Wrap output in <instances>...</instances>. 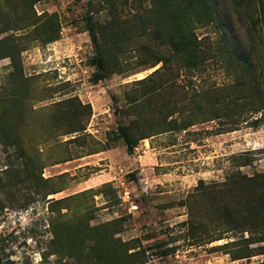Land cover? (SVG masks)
<instances>
[{
	"label": "rangeland",
	"instance_id": "374dc122",
	"mask_svg": "<svg viewBox=\"0 0 264 264\" xmlns=\"http://www.w3.org/2000/svg\"><path fill=\"white\" fill-rule=\"evenodd\" d=\"M99 1L0 0V41L11 36L24 49L20 66L29 84L12 93L10 60H0V264H119V251L129 257L125 264L139 251L144 264L264 262V256L232 261L216 251L238 234L199 240V227L207 224L201 208L188 223L200 181L218 185L234 173L264 175V108L254 111L253 91L258 83L264 88V29L255 33L248 20L264 0H222L224 29L213 23L195 31L206 57L201 70L158 71L148 80L158 93L146 96L145 84L135 82L160 65L93 83L97 69L90 66L93 47L84 27ZM52 15L58 39L45 44L40 33ZM248 54L246 70L238 60ZM15 93L28 102L16 105ZM244 94L248 104L234 102ZM70 99L89 105L91 115L81 118L82 134L62 136L73 121L58 114V130H52L48 110L54 103L69 108L64 102ZM184 119L196 124L179 132L173 123ZM170 120L176 129L166 131ZM132 121H151L152 130L146 129L154 136L128 155L112 134ZM75 137L76 143L53 149ZM63 151L77 159L48 166ZM40 174L48 181L40 182ZM49 191L61 192L45 197Z\"/></svg>",
	"mask_w": 264,
	"mask_h": 264
},
{
	"label": "trees",
	"instance_id": "16d2710c",
	"mask_svg": "<svg viewBox=\"0 0 264 264\" xmlns=\"http://www.w3.org/2000/svg\"><path fill=\"white\" fill-rule=\"evenodd\" d=\"M145 1L150 3V6H141ZM220 2L222 0L99 1L87 13L84 27V32L88 34L93 47L90 66L97 69L92 76L93 83L96 84L111 75H132L138 69H153L160 65V68L149 77L135 82L136 84H145L144 87H146L145 91L147 92L144 93V96H146L158 93V88L151 87L150 82L148 83V80L152 79L158 71L160 73L161 71L174 70L176 76L182 71L187 74L199 72L206 62V57L202 52L203 40H199L195 31L198 29L197 27H204L213 23L218 24L220 29H224ZM248 7L250 6L248 5ZM245 13L253 16V13L251 14L248 10ZM100 15H102L101 18ZM255 15V18H248V20L250 29L256 33L257 27L264 29V7L261 6L260 10L255 11ZM31 26L35 27L36 24L33 23ZM43 29L40 35L43 36L42 41L45 44L57 41L59 26L55 15L48 18ZM9 30L11 29H7V31ZM259 30L260 28H258V33H260ZM7 31L5 29V32ZM36 32L37 30L33 33ZM16 40V38L7 36L0 41V60L3 58L10 60L11 73L8 79L12 93L16 92L18 87H24L28 84V79L23 76L20 66V55L24 49L19 47ZM238 63H242L243 68L248 70L250 55L240 57ZM241 79H243L242 76ZM20 84L21 86H19ZM253 91L258 97V106L255 107L254 111L260 113L264 108L262 84H256ZM14 96L13 100L16 105H23L28 102L19 93H15ZM235 101L248 104L249 98L244 94ZM64 103L69 104V108H58L62 106V103H54L49 108L48 115L52 118L51 123L53 122V126L51 127L50 123L49 127L52 130H58L54 121L58 114H64L66 120L73 122L66 127L67 130L62 136L82 134L85 127L81 118L91 115L90 106H82L75 99L67 100ZM170 121L165 123L166 131L175 130L177 127V131L182 132L196 124L189 119H184L179 123ZM171 123L175 124V129L172 128ZM149 124L151 121L143 123L132 121L129 125H118L116 133L112 134L114 137L112 141L114 143L121 142L122 146L126 148L127 154L132 155L140 141L154 136L147 133L146 128ZM148 130H152V128H148ZM159 133L157 132V134ZM78 139L75 137L64 143L55 144L53 149L56 150L55 148L59 149L62 146L68 147L76 143L75 141ZM5 145L12 146V143ZM17 150L19 149L17 148ZM102 151H91L88 155ZM56 154L50 158L48 166H56L77 159L73 158L67 151ZM3 175H8V173L4 172ZM41 176L40 174L38 178L40 182L48 181L43 180ZM197 191L199 202L190 205L188 223L190 222L189 224L192 226V219L199 213V208L204 211L207 224L199 227L203 229L199 240L204 241V243H215L225 240L224 236L227 234H238L239 238L233 242H227L220 248L218 247L216 251H225L227 255H230L232 261L264 256V175L245 177L240 173H234L218 185H205L200 181ZM60 192L49 191L45 193V197ZM67 199L55 203L61 204ZM192 228L199 229L198 227ZM219 228L221 230L215 233ZM115 246L119 248L117 244ZM232 248H236L235 251H231ZM139 252L129 255L133 259L128 264H144L139 258ZM124 254L122 255L119 251L116 255L119 264H125V259L127 261L129 258ZM259 264H264V262Z\"/></svg>",
	"mask_w": 264,
	"mask_h": 264
},
{
	"label": "bare ground",
	"instance_id": "6f19581e",
	"mask_svg": "<svg viewBox=\"0 0 264 264\" xmlns=\"http://www.w3.org/2000/svg\"><path fill=\"white\" fill-rule=\"evenodd\" d=\"M112 132V131H111ZM220 248V247H219ZM219 251V250H218ZM244 252V251H243ZM209 253V252H208ZM259 254V253H258ZM248 256V255H247ZM243 257V256H242ZM237 260V259H236Z\"/></svg>",
	"mask_w": 264,
	"mask_h": 264
}]
</instances>
